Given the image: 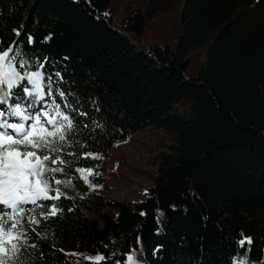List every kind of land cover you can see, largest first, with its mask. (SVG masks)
<instances>
[{
  "label": "trees",
  "instance_id": "obj_1",
  "mask_svg": "<svg viewBox=\"0 0 264 264\" xmlns=\"http://www.w3.org/2000/svg\"><path fill=\"white\" fill-rule=\"evenodd\" d=\"M176 1L127 4L115 21L109 0H0L5 50L20 31L23 58L53 82L37 108L59 104L75 124L61 157L72 163L56 174L71 185L47 202L61 211L25 214L27 264H128L140 246L139 264H264V0H182L174 48H136L145 17ZM204 42V64L189 75L186 54ZM31 99L20 88L8 102ZM147 125L174 140L134 206L91 190L77 170Z\"/></svg>",
  "mask_w": 264,
  "mask_h": 264
},
{
  "label": "snow or ice",
  "instance_id": "obj_2",
  "mask_svg": "<svg viewBox=\"0 0 264 264\" xmlns=\"http://www.w3.org/2000/svg\"><path fill=\"white\" fill-rule=\"evenodd\" d=\"M14 32L18 39L7 46V50L6 42L0 38V104H7L20 88L32 99L24 107L17 101L14 107L0 108V264H27L21 259L31 231L24 227L25 205L41 209L38 215L44 219L56 217L61 211L56 203L49 206L47 202L59 201L65 195L58 185L65 189L71 185L68 180L56 179V174L67 175L65 168L59 165L72 163L61 157L68 155L64 148L75 132L74 118L65 114L59 104L54 103L48 111L37 108V103L44 100L45 88L47 95H53V82L42 71L43 63L23 58L25 53L19 40L22 33ZM33 42L29 36L28 43ZM33 66L41 70H26ZM25 83L30 87L24 88ZM59 96L63 98L65 93L60 92ZM32 211L35 212V208ZM28 222L39 224L41 221L32 216ZM239 243L243 246L251 244L252 240L246 238ZM103 260L104 256L94 258L95 262ZM127 262L135 264L132 256L127 257ZM240 264H251V261L241 258Z\"/></svg>",
  "mask_w": 264,
  "mask_h": 264
},
{
  "label": "rangeland",
  "instance_id": "obj_3",
  "mask_svg": "<svg viewBox=\"0 0 264 264\" xmlns=\"http://www.w3.org/2000/svg\"><path fill=\"white\" fill-rule=\"evenodd\" d=\"M181 3L182 0H178L169 8L146 16L142 34L133 39L135 47L146 49L147 46L156 43L167 44L173 49L177 35L182 28L179 17ZM127 4L144 9L146 0H109L108 6L115 21L123 14ZM186 56L189 60L186 73L193 75L204 64L205 42L191 48ZM29 87L25 83L24 88ZM44 91L46 95V88ZM22 92L26 94L23 89ZM0 105H4L5 108L15 106L8 101L7 104ZM174 108L185 112L187 103L179 102L175 104ZM173 140V133L154 125H147L132 132L124 140L115 142L105 153H96L97 163L93 167L81 168L85 171L79 172L91 190L108 199L125 201L134 206V202L144 194L152 183L160 152L169 150L168 146ZM34 207V205H25V214ZM101 210L109 214L114 212V209L107 205L103 206ZM142 255L143 251L140 246L134 258L136 264L141 262Z\"/></svg>",
  "mask_w": 264,
  "mask_h": 264
},
{
  "label": "bare ground",
  "instance_id": "obj_4",
  "mask_svg": "<svg viewBox=\"0 0 264 264\" xmlns=\"http://www.w3.org/2000/svg\"><path fill=\"white\" fill-rule=\"evenodd\" d=\"M4 105H0V108H5V107H3Z\"/></svg>",
  "mask_w": 264,
  "mask_h": 264
}]
</instances>
